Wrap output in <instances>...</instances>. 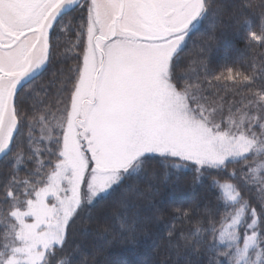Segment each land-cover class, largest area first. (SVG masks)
<instances>
[{"label": "snow or ice", "instance_id": "snow-or-ice-1", "mask_svg": "<svg viewBox=\"0 0 264 264\" xmlns=\"http://www.w3.org/2000/svg\"><path fill=\"white\" fill-rule=\"evenodd\" d=\"M121 245L264 264V0H0V264Z\"/></svg>", "mask_w": 264, "mask_h": 264}, {"label": "trees", "instance_id": "trees-1", "mask_svg": "<svg viewBox=\"0 0 264 264\" xmlns=\"http://www.w3.org/2000/svg\"><path fill=\"white\" fill-rule=\"evenodd\" d=\"M200 33L197 34L195 38L196 43H190L189 47L185 53V59L182 63H186L189 57H195L197 55L198 45ZM59 44L60 51L62 54L68 57L67 62L71 63V52L68 49L71 48L72 37L71 35L65 36L63 32L59 33ZM252 54H245L240 51V46L233 40L226 39L222 42V44L215 48L211 56L214 62L217 65H222L227 62H231L232 60L240 57L243 59H249ZM255 55H259L256 53ZM44 76L40 77L36 80L32 87L36 88L39 85L46 84L49 79H51V70L49 72L43 73ZM29 103L31 101H28ZM185 190L187 191V186L185 185ZM191 193L185 195L183 199H189ZM106 259L110 262V264H157L159 256L154 248L149 247L148 245H139L135 248L128 247L125 245L117 246L116 248L110 251V254L106 256Z\"/></svg>", "mask_w": 264, "mask_h": 264}]
</instances>
